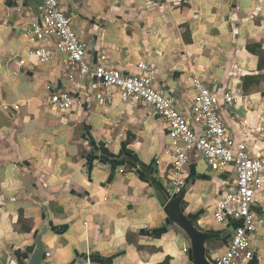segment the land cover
I'll return each mask as SVG.
<instances>
[{
  "label": "crops",
  "instance_id": "crops-1",
  "mask_svg": "<svg viewBox=\"0 0 264 264\" xmlns=\"http://www.w3.org/2000/svg\"><path fill=\"white\" fill-rule=\"evenodd\" d=\"M62 6L90 67L152 74L154 87L185 116L197 96L193 79L219 98L230 92L231 106L220 101L227 131L250 156L264 158V0H63ZM40 12L38 0H0V264L28 257L45 223L50 259L43 264H192L188 239L170 225L149 182L168 189L166 122L116 93L99 102L96 95L105 92L90 75L72 90L59 58L32 55L53 47L26 33ZM55 91H70L78 105L49 109ZM182 178L184 213L220 236L206 243L212 259L224 253L237 224L212 217L223 189L235 185L234 168L214 171L191 155ZM251 213L262 223L250 240L252 259L240 264H264V188Z\"/></svg>",
  "mask_w": 264,
  "mask_h": 264
},
{
  "label": "built area",
  "instance_id": "built-area-1",
  "mask_svg": "<svg viewBox=\"0 0 264 264\" xmlns=\"http://www.w3.org/2000/svg\"><path fill=\"white\" fill-rule=\"evenodd\" d=\"M38 1L41 4L38 21L26 33L33 39L52 42L53 47L52 50L37 48L32 55L44 62L59 58L72 90H80L83 80L90 75L93 87L105 92L96 95L99 102L110 101L116 93L122 102L149 107L166 122L169 143L165 153L171 162L166 190L169 196L183 188L182 174L191 155H201L214 171L233 166L235 185L223 189L212 217L217 223L232 220L237 224L224 253L209 259L213 264L250 261L254 255L250 240L262 223L254 218L251 205L264 188V158L250 156L244 144L234 142L224 125L220 101L231 106L234 96L228 92L219 98L200 80L193 79L197 96L191 106V117H187L173 98L154 87L152 74L126 75L103 65L90 67L85 60V45L73 28L72 16L63 9V0ZM78 103L70 91H55L48 96L46 106L54 111H69ZM44 258H50V253L44 252Z\"/></svg>",
  "mask_w": 264,
  "mask_h": 264
},
{
  "label": "water",
  "instance_id": "water-1",
  "mask_svg": "<svg viewBox=\"0 0 264 264\" xmlns=\"http://www.w3.org/2000/svg\"><path fill=\"white\" fill-rule=\"evenodd\" d=\"M149 182L158 203L163 207L170 225L179 229L188 239L192 264H213L207 255L206 243L220 236L198 228L193 218L184 213L182 201L186 189H182L173 196H168L155 178H149ZM47 230L48 224L45 223L41 231L35 236L34 246L27 259L23 261V264H43L45 251L42 236ZM84 262L83 259H79L74 264H84Z\"/></svg>",
  "mask_w": 264,
  "mask_h": 264
},
{
  "label": "trees",
  "instance_id": "trees-1",
  "mask_svg": "<svg viewBox=\"0 0 264 264\" xmlns=\"http://www.w3.org/2000/svg\"><path fill=\"white\" fill-rule=\"evenodd\" d=\"M145 181H147V180L145 179ZM159 186L161 187V185H159ZM191 218H193V217H191ZM193 220L196 223V220L194 218H193ZM26 257H27V255H24V254H20V256L16 257L17 258V261H18V264H23V261L26 259ZM167 262H168V259H165V261L162 264H166Z\"/></svg>",
  "mask_w": 264,
  "mask_h": 264
},
{
  "label": "rangeland",
  "instance_id": "rangeland-1",
  "mask_svg": "<svg viewBox=\"0 0 264 264\" xmlns=\"http://www.w3.org/2000/svg\"><path fill=\"white\" fill-rule=\"evenodd\" d=\"M189 244V243H188ZM50 258H48V259H46V260H49ZM183 262H184V260H183Z\"/></svg>",
  "mask_w": 264,
  "mask_h": 264
},
{
  "label": "clouds",
  "instance_id": "clouds-1",
  "mask_svg": "<svg viewBox=\"0 0 264 264\" xmlns=\"http://www.w3.org/2000/svg\"><path fill=\"white\" fill-rule=\"evenodd\" d=\"M168 195V194H167ZM169 196V195H168Z\"/></svg>",
  "mask_w": 264,
  "mask_h": 264
}]
</instances>
